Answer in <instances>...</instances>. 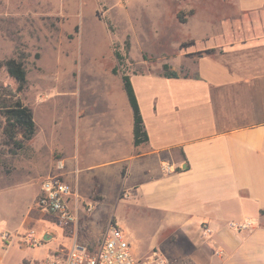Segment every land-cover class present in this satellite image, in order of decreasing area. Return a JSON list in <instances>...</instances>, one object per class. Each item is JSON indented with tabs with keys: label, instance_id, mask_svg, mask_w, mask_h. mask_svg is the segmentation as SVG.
Instances as JSON below:
<instances>
[{
	"label": "rangeland",
	"instance_id": "obj_1",
	"mask_svg": "<svg viewBox=\"0 0 264 264\" xmlns=\"http://www.w3.org/2000/svg\"><path fill=\"white\" fill-rule=\"evenodd\" d=\"M255 45L264 47V0H0V64L15 58L26 71L23 91L14 96L16 84L0 65V216L3 212L9 218L13 211L17 223L26 210L41 213L35 201L40 185L48 175L61 173L56 166L73 150L78 113L89 109L96 113L89 115L92 120L110 112L129 143L131 110L123 74L147 120L151 144L157 146L164 134L151 120L152 97L158 94L166 110L168 98L182 94L160 78L162 66L177 69L181 56L195 62L204 50L214 49V57ZM216 63L200 59L199 72L213 76ZM16 98L31 110L35 124L32 139L19 151L3 135V106ZM48 215L20 227L19 237L10 235L5 264H48L60 249L69 248L63 229ZM5 226L0 221V233ZM155 228L150 218L131 216L125 238L134 253L145 257L153 250L174 264H188L181 237H161L154 244ZM28 232L36 243L20 247ZM4 244L0 239L2 253Z\"/></svg>",
	"mask_w": 264,
	"mask_h": 264
},
{
	"label": "crops",
	"instance_id": "obj_2",
	"mask_svg": "<svg viewBox=\"0 0 264 264\" xmlns=\"http://www.w3.org/2000/svg\"><path fill=\"white\" fill-rule=\"evenodd\" d=\"M229 51L197 56L195 62L181 56L177 69L168 65L179 78H160L182 94L169 97L166 110L158 94L152 97L151 120L164 134L162 144H151L141 115L148 140L134 146L132 111L130 144L110 112L92 120L89 115L96 113L89 109L76 115L73 150L59 159L62 179L73 192L68 206L76 224L61 226L48 215L69 246L74 238L98 243L111 220L126 237L131 216L140 214L154 222V244L161 237H181L188 264H264V47ZM202 58L217 62L213 76L199 72ZM162 163L174 171L164 172ZM44 215L26 210L14 223L13 211L9 218L2 212L0 221L6 224L3 232L19 237L20 227ZM246 222L251 224L247 229L231 227ZM7 242L0 264L9 255Z\"/></svg>",
	"mask_w": 264,
	"mask_h": 264
},
{
	"label": "built area",
	"instance_id": "obj_3",
	"mask_svg": "<svg viewBox=\"0 0 264 264\" xmlns=\"http://www.w3.org/2000/svg\"><path fill=\"white\" fill-rule=\"evenodd\" d=\"M63 168V164L58 162L56 166L58 172H61ZM161 168L166 173L174 171L167 163H162ZM71 198H73L71 187L59 173L47 177L41 183L36 206L38 210L51 215L61 226L75 225L76 214L68 206ZM250 226V222L241 225L231 224V227L236 230L247 229ZM203 230L206 234H210L207 227ZM9 238L8 232L0 233L1 241H8ZM35 243L33 234L26 233L24 244ZM54 256V261L48 264H174L166 256L153 250L145 257H138L132 251L122 229L112 220L108 222L106 230L96 246L80 243L74 238L66 251H61Z\"/></svg>",
	"mask_w": 264,
	"mask_h": 264
},
{
	"label": "trees",
	"instance_id": "obj_4",
	"mask_svg": "<svg viewBox=\"0 0 264 264\" xmlns=\"http://www.w3.org/2000/svg\"><path fill=\"white\" fill-rule=\"evenodd\" d=\"M212 53H214V50L210 49L198 52L197 55H210ZM115 56L117 59L120 58L119 54H115ZM0 65L16 84V93L14 96H18L23 91L24 85L26 84V71L22 62L15 58H10L3 61ZM112 73L116 74V69H113ZM161 77L167 79H177L179 78V75L172 71L167 64H164L162 66ZM191 77L195 80H199V76L197 74H194ZM121 82L132 111L133 144L134 146H138L147 142L148 137L143 128V120L140 114L139 105L129 77L123 74L121 76ZM3 114L5 118L3 135L7 139L8 145H11L14 151H19L23 149L26 142L32 139L35 133V124L32 118V112L28 107L22 105L20 100L16 98L10 103L4 104Z\"/></svg>",
	"mask_w": 264,
	"mask_h": 264
},
{
	"label": "water",
	"instance_id": "obj_5",
	"mask_svg": "<svg viewBox=\"0 0 264 264\" xmlns=\"http://www.w3.org/2000/svg\"><path fill=\"white\" fill-rule=\"evenodd\" d=\"M45 239H46V237H45Z\"/></svg>",
	"mask_w": 264,
	"mask_h": 264
}]
</instances>
